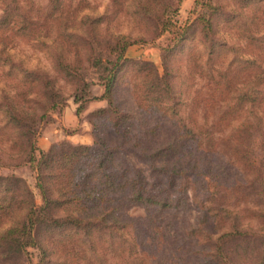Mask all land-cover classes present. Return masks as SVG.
Segmentation results:
<instances>
[{
    "label": "rangeland",
    "instance_id": "obj_1",
    "mask_svg": "<svg viewBox=\"0 0 264 264\" xmlns=\"http://www.w3.org/2000/svg\"><path fill=\"white\" fill-rule=\"evenodd\" d=\"M159 4L168 5L164 13ZM8 15L0 24V176L8 193L24 197L13 180L20 178L42 205L40 152L94 146L99 137L120 144L118 157L152 182L162 164L147 155L179 141L180 125L194 132L163 159L189 164L168 190L182 204L152 211L148 221L141 204L121 201L135 223L125 232L49 227L37 238L42 247L0 241V264H42V249L43 264H130L134 228L158 237L156 251L145 249L156 257L137 264H214L211 248L234 221L247 233L221 239V257L264 264V0H0V18ZM117 41H128L119 59ZM8 101L23 107L20 123L4 111ZM122 114L131 141L107 128ZM25 211L0 210V235Z\"/></svg>",
    "mask_w": 264,
    "mask_h": 264
},
{
    "label": "trees",
    "instance_id": "obj_2",
    "mask_svg": "<svg viewBox=\"0 0 264 264\" xmlns=\"http://www.w3.org/2000/svg\"><path fill=\"white\" fill-rule=\"evenodd\" d=\"M159 5L162 6V13L168 8V5ZM156 17L160 19V15ZM156 17L155 20H158ZM9 18V15L2 19L0 18V24H7L10 20ZM127 44L128 41H117L115 43L118 51V59L123 54ZM116 65L117 62L115 61L110 68L112 74L107 77L106 83L104 84L103 99L109 95L112 75L114 74L113 70ZM159 78L161 80L163 79V77ZM161 83L164 88L160 90H164L167 94H170V82L168 80H162ZM152 90L156 92L155 88H152ZM163 99L164 96L163 98L160 97L159 100ZM150 100L157 101V99ZM4 107V111L11 116L12 121L20 123V118L16 116L21 115L19 110H23V107L19 105V102L12 103L8 101L4 104ZM103 113L105 112L103 111ZM126 116L122 114V123L116 121L108 125L107 128H111L115 134H119L126 140L131 141L133 136L131 137L130 128L128 125L123 127ZM104 119L108 121L109 117L105 116ZM179 128H182V134L180 136L178 135L177 138H182L183 136L192 137L194 132L193 127H188L186 124H183ZM103 132H105V128L101 131V133ZM181 138L177 139L179 141H176V139L174 141L173 139L161 147L154 149L153 152L147 155L149 162L157 159L162 164L156 173L158 178L152 182L146 178L141 169H131L122 158L118 157V154H122L120 144L110 146L100 137L95 140L94 146L66 148L59 152L41 151L35 169L37 172L36 185L42 196V205H36L32 191L22 179L17 177L13 179L21 189L23 188L21 196L24 195V197L19 199V196L15 195V190H12L13 193H8L11 190L8 187L10 185H3L4 178L0 176V210L13 212L17 205L23 204L26 209L22 218L15 219L1 233L0 241L14 244L18 243V246L29 244L42 247L37 238L40 236L42 229L49 227L62 228L66 226L71 230L81 229L87 232L91 228L103 226L111 229L114 233L120 231L125 232L128 227H134L135 223L133 222V217L121 214V205L123 204L121 201L124 203L135 202L141 204L148 221L152 220V211L157 212L170 207H177L182 202L180 199H177L173 203L174 199H172L169 191H174L177 177L185 173V170H188L187 166L189 164L186 167H181L180 165H183L182 162L179 163L180 165H176L178 164L175 161L176 159L171 161L170 164H167L163 159L169 155L167 151L173 149L175 145L183 146L185 144V141H181ZM133 145L136 146V143H133ZM28 148L30 151V159H33V144L31 143ZM183 163L187 164L185 162ZM190 166H195V164L193 163ZM47 184L51 187H48ZM58 209L64 212V217L57 218L54 216V212ZM220 209L222 208H218V210ZM153 228H156L158 231L163 227L161 225H153ZM137 230V228H134L136 233L131 237L133 239L132 242L129 236L127 238L131 256L133 254V259L138 262H143L144 258L142 256L144 255L155 258L156 255H148L145 249L147 247L150 248L151 245L154 246L158 237L155 236L150 241L146 237L143 238L141 235H137ZM22 233L26 234L25 243L22 241ZM246 233L238 229V225L234 221L231 229L223 232L215 240L213 249L211 248L213 253L209 254L211 259H216L214 264H231L226 259V256L225 258L223 256L224 259L221 257L225 243L221 239L237 237L245 235ZM116 235L115 233L112 236ZM41 236H43L42 241L44 237H47L44 232ZM139 245L145 247L140 253V256H138L136 251V247ZM156 248L157 246L155 245V251ZM42 253L43 257L40 262L43 264L46 259L45 253H47V249H42ZM134 260L130 264H137ZM202 264H206V262Z\"/></svg>",
    "mask_w": 264,
    "mask_h": 264
},
{
    "label": "crops",
    "instance_id": "obj_3",
    "mask_svg": "<svg viewBox=\"0 0 264 264\" xmlns=\"http://www.w3.org/2000/svg\"><path fill=\"white\" fill-rule=\"evenodd\" d=\"M68 111V112H66ZM68 113H70L69 109L67 108L66 110H64L63 112V117H62V123H63V126H68Z\"/></svg>",
    "mask_w": 264,
    "mask_h": 264
}]
</instances>
